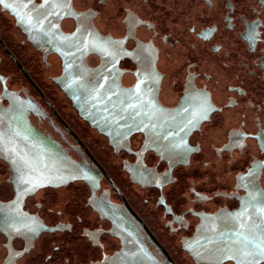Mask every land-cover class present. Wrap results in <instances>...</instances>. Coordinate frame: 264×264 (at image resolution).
I'll return each mask as SVG.
<instances>
[{"label": "flooded vegetation", "instance_id": "1", "mask_svg": "<svg viewBox=\"0 0 264 264\" xmlns=\"http://www.w3.org/2000/svg\"><path fill=\"white\" fill-rule=\"evenodd\" d=\"M259 233L264 0H0V264H264Z\"/></svg>", "mask_w": 264, "mask_h": 264}, {"label": "water", "instance_id": "2", "mask_svg": "<svg viewBox=\"0 0 264 264\" xmlns=\"http://www.w3.org/2000/svg\"><path fill=\"white\" fill-rule=\"evenodd\" d=\"M73 171V170H72ZM68 172H71L70 170H68ZM80 176L78 175V178ZM74 178V173H67L66 176V181L71 180ZM258 240L257 243L251 247V248H241L238 249V256L239 257H248L249 259L253 257V259H255L256 261H264V234H258ZM252 255V257H251Z\"/></svg>", "mask_w": 264, "mask_h": 264}]
</instances>
